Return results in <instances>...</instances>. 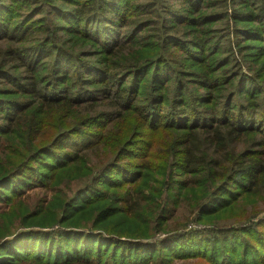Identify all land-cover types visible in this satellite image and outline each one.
Returning <instances> with one entry per match:
<instances>
[{"label": "trees", "instance_id": "obj_1", "mask_svg": "<svg viewBox=\"0 0 264 264\" xmlns=\"http://www.w3.org/2000/svg\"><path fill=\"white\" fill-rule=\"evenodd\" d=\"M6 1L0 0V11L8 10ZM149 1L75 0L73 7L55 14L56 23L62 19L63 24H37L31 30L26 24L7 26L0 17V46L7 45L0 51V83L13 87L0 92V202L9 192L31 205L36 188L83 182L72 198L55 190L49 200L44 194L33 199L31 211L21 204L19 211L4 215L0 264H159L172 258L264 264V241L253 243L235 232L247 233V226L207 225L205 233L164 231L182 204L192 206L193 215L183 223L187 226L204 214L209 219L226 210L239 191L264 189L262 158L233 150L244 135L264 138V119L247 115L242 104L233 107L239 91L244 93L248 73L242 66L234 72L230 60L215 58L225 53L222 48L203 46L204 26L214 16L210 21L257 24L240 27L236 34L240 40L264 43V0H232L238 8L250 6L253 11L233 9L220 15L202 12L217 5L208 0ZM170 1L183 8H174ZM43 8L31 17L47 14ZM138 15L146 18L139 22ZM179 28L187 30L185 38L171 33ZM124 29H129L126 34ZM17 32L22 38L43 37L33 46L13 48ZM60 35L74 39L69 49L61 46ZM242 48L236 44L234 51ZM36 63L49 71L46 87L34 75ZM11 67L28 75L23 78L27 82L9 74ZM190 84L206 93L186 90ZM144 89L148 97L141 98ZM1 94L22 95L23 100H6ZM133 113L152 134L136 132L135 143L124 144L93 174L87 156L108 145L112 123L120 124ZM88 126L97 131L83 132ZM210 149L215 157L209 162ZM123 158L137 160L123 163ZM199 165L209 174L206 179L205 173L200 177ZM179 173L187 176L175 178ZM15 221H29V227L18 231ZM162 249L170 253L162 255ZM191 249L194 254L187 255Z\"/></svg>", "mask_w": 264, "mask_h": 264}, {"label": "rangeland", "instance_id": "obj_2", "mask_svg": "<svg viewBox=\"0 0 264 264\" xmlns=\"http://www.w3.org/2000/svg\"><path fill=\"white\" fill-rule=\"evenodd\" d=\"M83 1V0H82ZM207 1V0H206ZM210 2H214L215 7L210 10H202L203 13H210L212 12L213 14H222V12H230L229 10L237 9L242 12H245L246 10L253 11V7H248V9H245V7H240L236 5L235 3L230 2V0H208ZM263 1V0H262ZM75 0H67V1H61V0H7L5 3L8 7V10H3L0 11V17L2 18V22L10 26L13 24H19L20 26L23 25H28L32 29L35 27V25L38 24L40 25H45V24H63L64 21L62 19L59 20L58 23L55 21V14H59L56 12H62L65 9H70L73 7ZM140 3H149V0H139ZM171 2V3H170ZM167 2V4H172V6L176 9H181L183 8V5H180L179 2ZM157 3L159 1L157 0ZM17 4V5H16ZM16 5V6H15ZM235 5V6H234ZM43 6L44 10L47 12L45 15H35L33 17L32 14L35 12L36 8H41ZM14 8V9H13ZM218 8V9H217ZM228 10V11H227ZM146 18V15H138V21L142 20V18ZM213 19H208V23L204 26L205 30V36L206 39L203 40V46L206 48L205 50L209 49H217V48H222L225 53L218 54L215 56V58H225V60H230V65L233 66L232 70L234 69V72H238L240 69L239 67H243V71H247L248 73V83L245 86V89L243 90L244 93H240L236 95L235 102L233 103L235 108H237L236 105L242 104V107H246V114L255 116L254 118H261L264 119V43L258 41V40H253V39H248L247 37L243 40H240V37L236 34V30H238L240 27H248L250 28H256L257 24L255 23H248V25H243L241 23H235L234 20L230 21H210V20H216V16ZM149 18V17H147ZM157 19V18H156ZM140 22V21H139ZM40 23V24H39ZM154 27H150L148 29H145L146 33H149L150 30H153ZM129 29H124V32H126ZM32 32V31H31ZM187 30L183 29H178L177 32H171L175 35V37L179 38H185V35ZM15 36L18 38L16 42L11 43V47L17 48V46L20 47H27V46H33V42L37 38H42L43 35H38V34H32L31 36H28L26 38H22L23 36L21 35L20 32L14 33ZM123 34V33H121ZM61 39L59 40L60 44L62 47L69 49L70 46L73 44L74 39L72 37H69L67 35H60ZM193 37V35H192ZM22 38V39H19ZM191 38V36H189ZM18 40H23L24 42L19 43ZM1 43V42H0ZM236 44H241L243 47L242 49L244 50L243 52H239L236 54L234 51L236 49ZM247 44V45H245ZM7 45H1L0 46V51L4 50V47ZM235 46V47H234ZM88 50V48H85ZM233 49V50H232ZM73 50V48H72ZM232 50L233 52H229ZM69 52V50H66ZM89 51L91 49L89 48ZM212 52V51H211ZM210 54V53H209ZM94 60V59H92ZM46 62V61H43ZM235 62V63H234ZM4 63V60L0 58V65ZM13 66H16L15 63H13ZM187 64V63H186ZM188 65V64H187ZM186 66V65H185ZM35 69H37V72L34 73V75L37 76L38 79L41 78L40 85L43 87L48 86V82L43 83V80L46 78V74L49 73L48 70L41 71L42 67H40L39 63L34 64ZM187 67V66H186ZM191 66H189V69ZM188 68V67H187ZM192 70V69H191ZM9 74L15 77H21L22 79V84L26 83L23 78H27L28 75H23V73H20V69L17 67H11L9 70ZM21 75L25 76L22 77ZM239 80V78H238ZM237 84V85H236ZM236 85L238 86V82L230 85L228 87V90L232 89L233 86ZM8 88H13L11 85L10 87L7 85H3V83H0V92H2V89L6 90ZM186 90L193 92L196 95L199 94H205L206 91L201 89L200 87L190 84L186 88ZM185 94V93H184ZM3 98L6 100L9 98L17 99V100H23V96L21 95H12L9 96L7 94H1ZM144 96L148 97V91L145 89L140 92V97L144 98ZM145 98L144 100H146ZM144 101L141 103H136L134 106H140L143 104ZM194 108L195 105H193ZM202 108V107H200ZM105 108H100L98 111H103ZM85 117L89 116L86 115V113L81 112ZM132 114V113H129ZM134 114V113H133ZM2 120V119H1ZM0 120V125L4 124V121ZM118 121L112 123L110 127L108 128L110 131L106 134L107 138V146L99 149V151L93 152L92 154L88 155L87 158L91 162V172L93 174H96L99 169L106 164L107 162L111 161L114 157L117 156L119 150L121 147L126 144V143H135L136 140H138L136 137V132H146L147 134L151 135L147 129L146 126L143 125V122L139 119V117L134 114L129 117H127L122 123L117 124ZM260 127V125H259ZM258 128V126H257ZM97 129H93L92 127H85L83 132L86 133H92L96 132ZM260 132V131H259ZM162 133V132H161ZM161 137V136H159ZM145 140H148V137H143ZM264 139V138H263ZM261 138L259 134H248L244 135L241 137L240 141L235 143L233 146V150L235 153H240V152H250L252 154H257L261 160L262 164H264V141ZM140 142V141H139ZM169 142V141H168ZM136 147V145L133 147V149ZM211 152H213L212 149L208 150V154L211 156ZM122 155H120V159ZM215 156L208 157V160L210 162L211 158ZM257 158V157H256ZM219 159V158H218ZM129 160H137V158H123V163L124 162H130ZM133 161V162H135ZM92 168L95 169L92 171ZM199 168L202 170V174L200 177L205 173V177H202L206 179V177L209 175L206 171V169L202 166L199 165ZM208 170H216L213 167H207ZM177 176V177H175ZM187 175L184 174H176L174 175L175 178L178 179H183ZM242 176V175H241ZM240 176V177H241ZM244 176V175H243ZM39 180V179H38ZM85 182V181H84ZM52 184V183H51ZM49 184L46 188H39V189H34L31 191L33 194V199L40 200L42 197V194L46 197L47 200L51 199L53 196H55L56 192L55 190H64L65 195L63 196L64 198H72L76 190L78 189L79 186L83 184L81 183H74L70 184L68 188H65L64 186H59L56 185L54 188L53 186H50ZM50 186V187H49ZM196 192V191H194ZM244 191H239L238 194L235 196L234 201H229L231 202L230 207H228L226 210L222 212H215L216 214L212 215L209 219H207L206 214L203 215V217L199 220L200 222H192L188 223L187 226H183V223L185 222L186 218H191L193 215L192 209H191V204L188 202L185 204H182L179 209L176 217L174 220H170L171 222L168 224V227L164 229L165 232L167 231H177V230H201V233H205L204 227L207 225H213L216 227H225V228H236L239 230H243L244 228L249 227L247 233L244 231H235L236 234H239L240 237H244L247 240H251V242L256 241V240H261L264 241V221L263 223L260 222L261 219H264V189L260 186H258L253 194H245L243 193ZM8 194V199L5 202H0V221L2 217L5 215H11V212H17L19 211V205H28L29 206V211L32 210V200L30 201V204H27L24 200L20 201L15 200L14 195ZM63 199V198H62ZM203 199H200L197 203L196 208H199V205L201 204ZM39 204V203H38ZM206 212H210L209 210H206ZM8 213V214H6ZM59 213V211H58ZM2 215V216H1ZM9 221L11 222L12 219L9 218ZM29 222V221H27ZM25 222L24 224L18 223L17 221L13 222V227H16L18 231H21L22 229H27L29 227V223ZM201 226V227H200ZM34 227V226H32ZM200 227V228H199ZM21 229V230H20ZM55 229H57L55 227ZM199 233V232H198ZM258 235V237H257ZM162 234L156 235V238H160ZM237 236V235H236ZM255 243V242H253ZM163 250V249H162ZM164 252L162 255L169 254L170 250H163ZM190 253H187V255L194 254L193 249L191 251H187ZM264 252V251H263ZM166 257V256H163ZM213 264L208 261L207 258H186V259H167L164 260L163 262H159V264ZM216 264H219L218 262Z\"/></svg>", "mask_w": 264, "mask_h": 264}]
</instances>
